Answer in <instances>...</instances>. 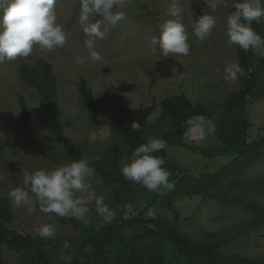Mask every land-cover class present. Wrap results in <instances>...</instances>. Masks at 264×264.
<instances>
[{
	"label": "rangeland",
	"instance_id": "374dc122",
	"mask_svg": "<svg viewBox=\"0 0 264 264\" xmlns=\"http://www.w3.org/2000/svg\"><path fill=\"white\" fill-rule=\"evenodd\" d=\"M212 2L214 0H179V6L183 8L181 22L189 36L190 52L187 56L170 54L164 57L160 55L158 47L153 51L150 38L158 35L159 25L171 18L166 16L170 0H125L123 7L113 9L123 11L125 19L115 27L105 22V38L95 39V51L103 59L93 61L84 43L87 37L79 24V0H58V22L67 33L65 46L52 52L34 47L29 57L0 64V134H3V138H0V197L8 201L12 215L8 226L11 229L35 237L38 236L36 229L47 223L55 225L54 237L79 236V228L60 222V218L65 217L45 214L38 209L29 212L26 207L17 208L8 196L11 189L22 186L25 172L51 170L69 163L70 159H85L95 169L93 189L97 196L104 197V203L114 212L111 221L118 219L115 211L120 209L122 202L124 217H133L137 212L136 203L141 204L142 208L156 194L128 180L129 190L120 191L117 184H105L101 179L93 164L99 160L102 152L115 149L120 167L131 154L124 143L112 138L106 125L95 126L90 121L78 90L80 79H85L92 90L101 120L113 121L141 107H153L148 122L151 123V134L160 139L168 131V126L172 129L168 124L166 127L155 125L161 115L160 104L168 97L183 96L192 105L209 107L213 123L221 121L228 95L240 89L238 77L229 82L223 76L225 64L237 63L238 59L236 46L227 45L225 34L226 19L233 11L234 0H225L215 11L210 7ZM204 13L215 16L216 25L201 41L192 34V19ZM101 19L100 16H93L90 22ZM257 23L261 26V37L264 38V18ZM260 50L259 46L255 47L257 53ZM78 58H82V62H78ZM39 60L51 66L56 78L57 126H52L46 117L38 92L26 86L19 76L21 64L33 66ZM19 96L24 98L30 112L34 150L27 147L23 138L19 121ZM244 114L248 124L246 141L250 142L259 136L264 138V70L253 96L246 97ZM181 128L179 140L184 146L173 143L167 145L165 159L168 163L194 177L213 175L231 163L236 165L233 163L237 157L235 154L223 157L217 153L204 152L220 147L221 142L215 133L205 141H191L184 136L185 123ZM179 170L172 175L176 176ZM261 176H264V151L242 175L235 176L230 171L221 179L218 188L211 192L226 199L245 193L253 201L264 205V189L258 186L249 189L247 186L250 180ZM234 179L242 183L232 184ZM129 191L131 194H127ZM117 192L119 195H116ZM89 207L86 220L81 222L97 232L108 222L97 213L94 202ZM174 207L178 217L176 229L198 241L213 234L219 237L234 235L252 216L245 209H224L216 199L203 200L200 196L179 199ZM224 249L228 255L236 254L264 262V231L245 240L226 244ZM54 259L71 264L72 255L58 253ZM18 261V253L0 246V264H18Z\"/></svg>",
	"mask_w": 264,
	"mask_h": 264
},
{
	"label": "trees",
	"instance_id": "16d2710c",
	"mask_svg": "<svg viewBox=\"0 0 264 264\" xmlns=\"http://www.w3.org/2000/svg\"><path fill=\"white\" fill-rule=\"evenodd\" d=\"M250 26L254 32L262 35L261 26L257 22H252ZM259 47L260 53H257L255 48L244 51L236 46L237 63L243 69V75H238L240 89L228 95L223 105L221 121L214 123L215 135L221 142L220 147L204 151L217 153L223 157L235 154L237 157L233 163L236 165L231 163L216 174L194 177L168 163L165 159V150L154 153L165 160L164 167L170 173L169 180L174 187L154 194L142 208L141 204L136 203L137 212L133 217H124L122 202L120 209L115 211L118 219L106 223L97 232L74 218H60L61 223H70L80 229L77 238L64 236L45 239L15 232L8 226L12 221L8 201L0 197V246L18 253V264H54L55 261L57 264H63L54 259L58 253L72 255L71 264H264L236 254L228 255L224 249L226 244L245 240L264 231V205L253 201L245 193L226 199L211 192L218 188L221 179L230 171H233L235 176L242 175L264 151L263 137L246 141L248 124L244 118L246 97L253 96L260 74L264 70L263 44ZM19 76L26 86L38 92L39 102L46 117L52 126H57L56 78L51 72V66L40 60L33 66L23 63L19 67ZM78 90L90 121L95 126L106 125L112 138L124 143L130 154L136 147L146 143L147 137L153 136L151 123L148 122L153 107H141L136 112L126 113L113 121L101 120L97 102L85 79H80ZM160 107L161 115L155 125L172 126V129L168 126V131L162 137L167 145L173 143L184 146L179 140L182 133L181 125L191 116L203 115L213 122L209 107L192 105L183 96L168 97L161 102ZM19 121L25 144L34 150L30 112L22 96H19ZM133 121L140 124V130L131 131ZM93 165L105 184L114 183L119 186L120 191L129 190L128 181L121 175L118 152L115 149L102 152L99 160ZM176 170L179 172L173 176L172 173ZM235 179L232 184L242 183L236 182ZM247 186L249 189H254L255 186L264 189V176L250 180ZM127 194H131V191ZM116 195H119L118 192ZM192 196H200L203 200L216 199L224 209H245L252 216L234 235L219 237L213 234L202 241L193 240L176 229L178 217L174 207L177 200ZM37 209L39 210L38 207ZM149 210L154 212L153 217L148 215Z\"/></svg>",
	"mask_w": 264,
	"mask_h": 264
},
{
	"label": "clouds",
	"instance_id": "9594fccd",
	"mask_svg": "<svg viewBox=\"0 0 264 264\" xmlns=\"http://www.w3.org/2000/svg\"><path fill=\"white\" fill-rule=\"evenodd\" d=\"M58 0H0V64L29 57L38 47L41 51L52 52L63 48L67 42L64 26L58 22L56 5ZM225 0H214L210 4L213 11ZM79 24L87 37L85 46L89 50V58L102 60L95 51V39H104L107 25L115 27L125 19L123 11H113L124 6L125 0H79ZM234 11L226 19L227 45L238 46L248 51L264 44V38L251 28L252 22L264 18V0H234ZM190 10V9H189ZM183 8L179 0H170L166 19L159 25L158 35H152L150 44L153 51L159 48L160 55L170 54L187 56L190 52L189 36L185 25L181 22ZM194 15V14H193ZM93 16L101 20L90 22ZM216 25V18L204 13L192 19V34L204 40ZM82 62V58H78ZM243 75L238 63H226L223 76L226 81H235ZM140 130V124L133 121L131 131ZM216 132L215 124L203 115H193L185 121L184 136L191 141H205ZM3 138V134H0ZM167 148V142L155 136L147 137V142L136 147L120 172L125 180L139 184L149 192L160 193L171 190L170 173L164 167L163 157L156 156ZM95 169L87 160L78 159L53 168L25 172L22 186L11 189L8 193L13 206L26 207L29 212L39 210L57 217H69L85 221L90 212L89 205L95 203L96 211L110 222L114 212L104 203L103 196H97L93 189ZM98 182V181H97ZM148 215L154 216L149 210ZM41 238L51 239L56 234L53 224H43L36 229Z\"/></svg>",
	"mask_w": 264,
	"mask_h": 264
}]
</instances>
